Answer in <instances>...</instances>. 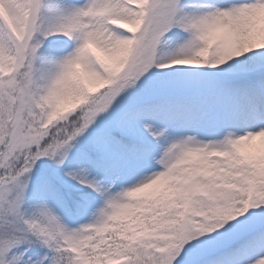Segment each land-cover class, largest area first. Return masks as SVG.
<instances>
[{
	"label": "snow or ice",
	"instance_id": "1",
	"mask_svg": "<svg viewBox=\"0 0 264 264\" xmlns=\"http://www.w3.org/2000/svg\"><path fill=\"white\" fill-rule=\"evenodd\" d=\"M0 264H264V0H0Z\"/></svg>",
	"mask_w": 264,
	"mask_h": 264
}]
</instances>
